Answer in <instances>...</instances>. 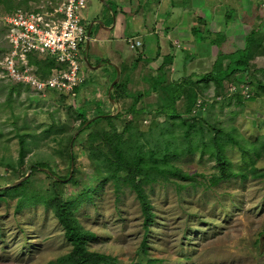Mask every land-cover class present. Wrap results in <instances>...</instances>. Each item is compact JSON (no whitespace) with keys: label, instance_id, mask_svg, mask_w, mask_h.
<instances>
[{"label":"rangeland","instance_id":"374dc122","mask_svg":"<svg viewBox=\"0 0 264 264\" xmlns=\"http://www.w3.org/2000/svg\"><path fill=\"white\" fill-rule=\"evenodd\" d=\"M231 3L242 8L244 18L251 20L247 26L241 22L243 25H239V31H235L236 41L228 43V46H240L241 42L236 38L240 37L241 40L246 31L248 34L258 25L264 30V0H231ZM97 4L100 5L98 14H101V9L106 6L98 0H87V6L82 10L85 27L95 16L94 7ZM246 4L247 8H244ZM8 13L0 4V61L8 47L4 19ZM226 13L229 16L223 18L225 25L232 23L227 26L228 34L233 30L231 27L234 23L235 27L241 23L235 10H226ZM256 15L258 17L254 18ZM120 44L119 52L124 58V62H119L117 66L120 70L118 81L123 82L120 87L122 91H118L121 101L115 102L110 113L126 110L140 93L139 106H144L145 111L139 125L147 131L154 118L150 110L158 106L159 95H163L160 90H152L154 80L159 77H153L148 68L144 70L139 67L148 61V57L142 56V45L132 48L127 40ZM93 51L92 43L88 62L80 59V65L86 83L94 90L105 86L104 90L99 91L106 96H102L98 104L99 108L107 110L109 108H106L104 101L109 99L108 89L117 75V69L106 63L94 68L101 60L96 58ZM215 57L217 55L213 53L211 59ZM228 61L225 59L224 64L227 65ZM137 62L138 66L135 65ZM195 69L203 71L195 78L200 84L194 86L200 93L195 112L202 106L197 114L206 120L203 122V138L209 140L207 129L211 124H218L233 134L240 145L228 143L225 153L235 174L214 182L220 170L215 158L208 153L196 151L174 159L176 166L193 177L169 175L146 185L155 213L147 233L140 201L128 185L121 184L116 189L109 180L91 198L77 202V218L96 235L88 241V247L115 256L117 264H149V260H154L153 264H264V177L258 174L264 171V92L249 81L255 77L264 82V57L256 56L251 60L247 81L232 83L226 80L220 95L215 94L213 81L207 84L200 79L203 73L211 69V62L204 61ZM167 74L171 76L169 70ZM235 92L245 96L242 104L228 99ZM59 96L57 92L40 95L29 84L10 79L0 64V188L28 177L30 181L26 185L29 189L44 190L49 187L51 181L46 175L47 168L40 167L33 172L30 166L40 159L50 161L58 174L64 175L69 169L71 174L76 169L78 182L66 183L63 188L65 198H72L83 190L85 184L97 180L86 150L81 145L87 131H83L73 144L72 151L76 155L73 167L56 154V149L66 144V139L60 144V138L69 134L74 137L80 129L76 128L79 120L69 115L67 106L71 105L73 109L84 107L92 117L97 101H85L81 93L74 99L67 97L64 102ZM177 109L184 118L189 117L184 111V98L177 102ZM130 117V114L123 113L116 121L118 128L121 129L123 121ZM164 119L163 114L156 117L159 123L157 130L163 124L171 125ZM52 124L64 125L66 129H52L47 134L45 129L51 128ZM174 129L177 135L183 134L184 127L175 125ZM21 134L26 140L27 151L23 165L18 166ZM10 164H16V171L12 170ZM18 198L17 195L0 199V264H45L68 252L72 244L65 237L64 228L53 211L42 203L18 210ZM145 234L147 243L144 248L142 241Z\"/></svg>","mask_w":264,"mask_h":264},{"label":"trees","instance_id":"16d2710c","mask_svg":"<svg viewBox=\"0 0 264 264\" xmlns=\"http://www.w3.org/2000/svg\"><path fill=\"white\" fill-rule=\"evenodd\" d=\"M31 1L39 0H0V4L9 13H12L18 8H30ZM206 36L203 34L201 37ZM210 38L212 43L219 46V51L211 69L203 73L200 79L207 84L213 81L215 94L220 95L223 92L226 80L232 83L247 81L250 74L251 60L256 56L264 57V30L259 25L255 26L245 35L244 42L240 46L235 44L223 46L226 38L220 31ZM225 59L229 60L227 65L224 64ZM172 60V54L164 56L163 62L156 70L157 74L155 76L158 75L159 78L154 80L153 84L155 85L152 90L155 92L160 90L163 95L161 97L159 95L158 106L150 110L154 114V118L147 131L142 130L139 125L141 116L145 111L144 106H139L140 93L133 98L131 104L124 110L125 112L121 109L116 114H110V109L102 110L99 108L98 103L92 117L89 116L84 107L73 109L71 105L67 106L70 110L69 115L75 120H79V125L76 128H80V130L73 144L78 141V137L83 131H87L81 145L86 150V155L96 175L97 180L94 183L85 184L83 190L78 194L72 198H65L63 188L66 183L76 184L78 182L76 169L72 170L70 176V169L64 175L58 174L52 168L50 161L40 159L30 166L33 172L40 167L48 169L46 175L51 181L49 187L44 190L29 189L26 185L30 181V177H28L17 184L0 188V199L7 196H19L16 204L18 210L31 204H44L53 211L64 228L65 237L72 244V248L45 264H117L115 256L91 250L88 247V241L95 238L96 235L91 230L86 229L76 216V203L83 198H91L109 180H112L116 189H119L121 184H125L136 192L144 216L145 233H147L155 219V213L145 188L146 185L158 181L160 177L168 178L169 175L181 178L193 177L176 166L174 159L196 151L202 154L208 153L215 158L220 170V174L215 175L214 182L235 174L231 169V161L225 153V148L230 142L240 145L239 141L231 132L226 131L224 127L218 124L209 126L207 129L210 134L209 140H204L205 125L203 122L206 120L200 114H197V112H201L202 106L198 108V111H193L200 94L198 88L195 87L200 84V81L195 80L193 76L182 77L178 80L168 77V64ZM31 61L36 63L41 76H46L50 68L55 65L53 56H46L43 59L31 57ZM155 76L153 75V77ZM254 78L249 80L250 83H255L256 87L264 92V82ZM122 84L123 82L120 81L115 83L109 99L113 98L118 102L121 101L118 91L121 90ZM125 84H127V81H125ZM78 89L79 87L76 88L77 91ZM53 92L55 91L51 93ZM59 97L61 102H64L67 97L69 98V94L60 93ZM183 98L185 99L184 111L189 114L188 118H184L177 109V102ZM228 99H235L237 104H242L245 96L241 92H235ZM123 113L130 114L131 117L124 120L123 127L119 129L116 121L123 116ZM102 114L105 115L102 116ZM162 114L165 115V122H170L171 125L163 124L157 130L156 127L159 126V123L156 117ZM91 118L93 119L90 120ZM88 120L90 121L85 125ZM175 125L184 127L183 134L177 135L174 129ZM52 129L64 131L66 126L52 124L51 128L45 129V132L49 134ZM20 136L18 166L23 165L27 151L26 140L23 134ZM72 137V134L62 136L59 140L60 144L64 139H66V144L56 149V154L65 158L69 166L72 158H74V162L76 161V155L70 149ZM10 167L14 171L17 169L16 164H10ZM258 174L264 177V171L258 172ZM146 243L145 234L142 241L144 248ZM153 262L154 260H149V264H153Z\"/></svg>","mask_w":264,"mask_h":264},{"label":"crops","instance_id":"0c3cea01","mask_svg":"<svg viewBox=\"0 0 264 264\" xmlns=\"http://www.w3.org/2000/svg\"><path fill=\"white\" fill-rule=\"evenodd\" d=\"M98 1L106 7L101 9V14H98L100 5H95L96 14L87 26V30L91 26L90 45L92 43L94 45V55L101 60V63L93 66L94 68L104 63L118 66L119 62H124L119 52L120 43L129 36H135L142 41V56L148 57V61L146 60L141 65L137 62L135 65L138 64L144 70L148 68L152 71L151 75L155 76L164 56L172 54L173 60L168 64L170 78L181 79L193 76L195 79L203 72L196 70L195 66L204 61L205 63L211 62L212 66L216 58L211 59L212 54H218L219 46L212 43L210 37L220 31L226 36L223 46H228V43L235 40L234 36L237 30L239 31V25L245 23L247 26L251 23L250 19L244 18L242 8L239 9L231 3V0ZM246 6L247 4L244 8H247ZM230 9L235 10L238 21L243 24L236 23L237 27H235L234 23L231 27L233 30L226 34L227 26L232 23L225 25L223 18L229 16L226 10L229 12ZM257 17L258 15L254 18ZM245 33L247 34V31ZM203 34L210 35L201 37ZM245 35L241 36V40L240 37L236 38L241 42L240 45L244 42ZM85 53L84 49L83 57ZM86 81L87 79L79 87L78 93H81L85 101L91 99L99 103L102 96H106L99 90H104L105 86L94 90ZM107 96H109L108 93ZM104 102L106 108L113 109L114 103L111 99Z\"/></svg>","mask_w":264,"mask_h":264},{"label":"built area","instance_id":"2783aa9c","mask_svg":"<svg viewBox=\"0 0 264 264\" xmlns=\"http://www.w3.org/2000/svg\"><path fill=\"white\" fill-rule=\"evenodd\" d=\"M86 6L87 0H39L28 9L6 14L8 47L0 61L5 74L29 84L40 95L55 91L76 98V88L86 79L80 65L87 39V27L82 23ZM126 40L132 48L142 45L135 36ZM46 56H53L55 65L41 76L31 57Z\"/></svg>","mask_w":264,"mask_h":264},{"label":"water","instance_id":"95a60500","mask_svg":"<svg viewBox=\"0 0 264 264\" xmlns=\"http://www.w3.org/2000/svg\"><path fill=\"white\" fill-rule=\"evenodd\" d=\"M98 22H99V20H98ZM100 23V22H99ZM90 40H91V26L89 27V29L87 30V39H86V42H85V50H86V53H85V55H84V60L86 61V62H88V51H89V45H90ZM116 69H117V75H116V77H115V79L111 82V84H110V86H109V90H108V94H109V96H111V93H112V89H113V87H114V85H115V83L119 80V78H120V70H119V68L116 66ZM111 101L115 104V102H116V100L115 99H113V98H111ZM110 114H113V113H110ZM103 115H105V114H102V116ZM93 118H91L90 120H92ZM90 120H88L86 123H85V125L90 121ZM80 130V129H79ZM79 130L75 133V135H74V137L72 138V140H71V144H70V147H71V151H72V148H73V142H74V138H75V136L77 135V133L79 132ZM71 166L73 167L74 166V159L72 158V161H71ZM48 170V169H47ZM29 174V173H28ZM27 174V175H28ZM26 175V176H27ZM71 175V174H70ZM25 176V177H26ZM24 177V178H25ZM23 179V178H22ZM22 179H20L19 181H17V182H15L14 184H17V183H19ZM13 184V185H14ZM8 186H10V185H8Z\"/></svg>","mask_w":264,"mask_h":264},{"label":"flooded vegetation","instance_id":"af4514ba","mask_svg":"<svg viewBox=\"0 0 264 264\" xmlns=\"http://www.w3.org/2000/svg\"><path fill=\"white\" fill-rule=\"evenodd\" d=\"M84 49H85V46H84Z\"/></svg>","mask_w":264,"mask_h":264}]
</instances>
